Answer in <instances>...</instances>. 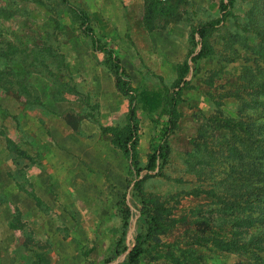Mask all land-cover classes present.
Segmentation results:
<instances>
[{"label": "rangeland", "instance_id": "obj_1", "mask_svg": "<svg viewBox=\"0 0 264 264\" xmlns=\"http://www.w3.org/2000/svg\"><path fill=\"white\" fill-rule=\"evenodd\" d=\"M220 1L164 0L144 16V0L135 12L128 0H67L136 88L170 86L198 49L190 28L218 17ZM206 42L166 160L136 192L111 132L128 95L104 54L63 0H0V264H121L135 235V264H264V0H234ZM136 113L143 167L152 128ZM145 211L158 223L149 236Z\"/></svg>", "mask_w": 264, "mask_h": 264}, {"label": "trees", "instance_id": "obj_2", "mask_svg": "<svg viewBox=\"0 0 264 264\" xmlns=\"http://www.w3.org/2000/svg\"><path fill=\"white\" fill-rule=\"evenodd\" d=\"M69 6L71 12L76 17L78 24L85 36L89 38L92 50L102 52L107 60V68L113 76L115 89L122 95H128V109L126 113V123L121 129H112V142L121 151L127 161L126 181L131 185V189L140 192L141 182L147 178L150 172L158 173L163 166L168 153L167 138L173 132L177 118V104L180 100L182 88L187 84L184 79L190 71L191 64H194L200 58L206 57L210 52V47L206 42L208 33L221 24L228 14V8L234 0H222L218 4L219 16L211 20L198 24L190 28L191 41L193 45H198L197 50L189 51V54L176 65V78L170 86L157 87H132L126 70L120 64L119 59L112 49L99 42V39L93 34L89 25V19L84 10L69 5L67 0H63ZM164 1V0H163ZM161 0H144V16L150 11H159ZM195 37L197 39H195ZM147 116L152 128V134L149 138L146 163L140 167L135 152L137 145L138 115L136 111ZM141 170L145 173L140 177ZM118 211L121 216V235L125 233L129 218L130 209L125 202L124 194L117 201ZM146 219V232L144 236H149L157 226L156 215L152 212H143ZM141 235H135V241L128 250L125 259L121 264H135L142 253ZM121 246V239L115 242V251Z\"/></svg>", "mask_w": 264, "mask_h": 264}, {"label": "crops", "instance_id": "obj_3", "mask_svg": "<svg viewBox=\"0 0 264 264\" xmlns=\"http://www.w3.org/2000/svg\"><path fill=\"white\" fill-rule=\"evenodd\" d=\"M128 1H130V3H131V10H132V12H135L134 8H137V6H134V5L136 4L135 1H137V0H135V1L128 0ZM133 16H135V15H133Z\"/></svg>", "mask_w": 264, "mask_h": 264}, {"label": "built area", "instance_id": "obj_4", "mask_svg": "<svg viewBox=\"0 0 264 264\" xmlns=\"http://www.w3.org/2000/svg\"><path fill=\"white\" fill-rule=\"evenodd\" d=\"M161 1H163V0H161Z\"/></svg>", "mask_w": 264, "mask_h": 264}, {"label": "water", "instance_id": "obj_5", "mask_svg": "<svg viewBox=\"0 0 264 264\" xmlns=\"http://www.w3.org/2000/svg\"><path fill=\"white\" fill-rule=\"evenodd\" d=\"M129 209H130V207H129Z\"/></svg>", "mask_w": 264, "mask_h": 264}]
</instances>
